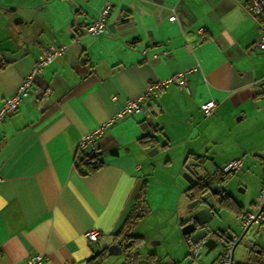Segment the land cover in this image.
I'll list each match as a JSON object with an SVG mask.
<instances>
[{
    "label": "crops",
    "instance_id": "crops-1",
    "mask_svg": "<svg viewBox=\"0 0 264 264\" xmlns=\"http://www.w3.org/2000/svg\"><path fill=\"white\" fill-rule=\"evenodd\" d=\"M107 2L104 33H85ZM258 37L236 0H0V105L41 48L66 46L0 121V264L33 254L41 264H88L109 256L111 244L123 251V221L141 190L148 205L153 146L177 171L187 158L209 161L225 181L231 174L221 165L241 158L242 192L257 189L264 157V47L252 46ZM185 70L184 86L170 83L142 111L114 118L148 83ZM208 100L216 106L204 116ZM105 123L90 171L78 163L77 144ZM136 224L128 234L139 237L137 250L145 242ZM90 229L99 231L96 241L85 237ZM136 259L151 262L149 254Z\"/></svg>",
    "mask_w": 264,
    "mask_h": 264
},
{
    "label": "rangeland",
    "instance_id": "rangeland-1",
    "mask_svg": "<svg viewBox=\"0 0 264 264\" xmlns=\"http://www.w3.org/2000/svg\"><path fill=\"white\" fill-rule=\"evenodd\" d=\"M152 133V132H151ZM150 133V134H151ZM152 157L156 158L157 165L152 175H148L149 193L147 198L148 209L146 214L139 220L133 228L134 233L142 234L145 243L137 248L138 255L153 253L156 259H171L175 264H210L217 257L222 249L220 242L217 243L207 254L205 250L199 259H193L189 255V248L186 239L182 237L178 217L187 215V206L191 203L189 189L192 183L188 181L183 173V169L177 171L179 166H167L164 164L165 156L157 153V147L153 146L147 150H155ZM190 160V159H189ZM188 163V162H186ZM240 173L236 172L228 176L222 183V187L229 192L234 200L242 204L241 209L245 211H254V204L257 202L258 191L252 185L242 192ZM224 185V186H223ZM253 202V203H252ZM240 209L220 205L216 202L213 208V216L208 222L209 228L214 232H233L238 237L243 231L240 216ZM216 233L214 234L217 238ZM157 242V243H155ZM264 249V228H259L256 224H251L243 237L240 239L234 249L233 264H256L254 258H250L251 250ZM131 262V264H145V258L141 261ZM157 264H159V261ZM127 261V262H126ZM123 253L109 255L103 258L101 264H128Z\"/></svg>",
    "mask_w": 264,
    "mask_h": 264
},
{
    "label": "built area",
    "instance_id": "built-area-1",
    "mask_svg": "<svg viewBox=\"0 0 264 264\" xmlns=\"http://www.w3.org/2000/svg\"><path fill=\"white\" fill-rule=\"evenodd\" d=\"M243 5L249 16L257 23L259 29V37L252 44L264 47V0H236ZM111 5L109 2L105 3L98 17L91 23H88L83 30L85 33L91 35H100L105 31L106 18L109 14ZM175 17L171 15L169 20H174ZM66 46L61 45H49L39 50L35 57L27 75H25L16 89L12 93L6 95L3 98L0 105V121L15 113L19 107V103L22 99L28 95L30 89L34 84L35 75L40 73L42 68L51 62L54 58L61 55L65 51ZM190 70L180 71L171 75L170 77L154 82L148 83L145 90L137 97L130 99L126 104L116 113L114 118H122L126 114H133L143 110V102L147 97L156 98L159 92L170 83H174L178 86L185 85V74ZM216 106L214 100H208L203 103L200 110L204 116L210 115ZM106 123L96 127L95 129L82 135L78 141L77 148L80 152L81 162L87 164L96 158L98 151L99 138L105 131ZM242 164L241 158H232L225 161L221 165L222 173H236L240 171ZM261 186L258 191L257 202L254 204V211H246L242 216L241 225L243 229H246L251 224H256L259 228H264V157L261 161ZM205 231V235L198 239L196 242L188 241L189 255L193 259H198L205 250V242L208 238L215 237V233L209 228L208 224L201 225ZM85 237L89 241H96L100 235L97 230H88L84 233ZM217 243L220 242L222 249L220 253L210 264H233L234 256L233 251L238 242V236L233 232H226V235L216 233ZM42 256L39 254L30 255L19 264H41ZM256 264H264V249H260L256 255Z\"/></svg>",
    "mask_w": 264,
    "mask_h": 264
},
{
    "label": "water",
    "instance_id": "water-1",
    "mask_svg": "<svg viewBox=\"0 0 264 264\" xmlns=\"http://www.w3.org/2000/svg\"><path fill=\"white\" fill-rule=\"evenodd\" d=\"M150 135H154V133H151ZM186 162L184 164L185 171L183 173V176L188 181L203 180L206 185L205 191L198 197L193 199L187 206V211L190 213L187 220H190V222L183 225L179 224L181 225V234L188 235V240L196 242L198 239L202 238L205 235L204 230L198 231L199 225L206 224L211 220L213 216V208L217 202L218 195L223 191H227L224 189V187H222V183L225 181V179L222 176L220 177V175L218 176V174L214 170L211 171L209 169V161L201 163V161L197 160H187ZM192 166L197 167L199 170L197 172H194ZM182 219L183 216H180L179 220ZM246 231L247 229H244L242 231L239 236V241ZM215 245V240L213 238H209L205 242V254H207ZM107 252L109 255H117L122 252V248L119 244L114 243L109 245V247L107 248Z\"/></svg>",
    "mask_w": 264,
    "mask_h": 264
},
{
    "label": "trees",
    "instance_id": "trees-1",
    "mask_svg": "<svg viewBox=\"0 0 264 264\" xmlns=\"http://www.w3.org/2000/svg\"><path fill=\"white\" fill-rule=\"evenodd\" d=\"M98 157L97 156L95 159L87 163L86 165L81 162V158L79 159L78 163L83 164L89 168V170H93L98 166ZM188 159V158H187ZM186 159V161H187ZM205 182L203 180L201 181H196L192 184V188L189 189V198H195L198 197L200 194H202L205 191ZM217 202L218 204L225 205L228 207H233V208H239L240 214L243 213V210L241 209V205H239L229 194V192H221L218 197H217ZM147 212V206L145 204V197H144V190H141L139 195L137 196L135 200V206L131 208V210L128 212L127 216L125 217L123 221V226H122V232L125 233L121 236L119 242L124 244V249L122 252H124L125 256L127 259H129L130 262H134L138 253L136 248H134L135 244L138 243L139 237L137 236H131L128 234L129 230L131 227H133L134 224L137 223L138 220H140ZM221 235H226V232H218ZM99 257L98 259L95 260L96 257ZM96 257H92L89 260H87L88 264H100V256L97 255ZM153 254H149V258L151 262L149 264H157V260L152 259ZM254 257V260L256 258L255 251L251 250L250 253V258ZM94 260L93 262H91Z\"/></svg>",
    "mask_w": 264,
    "mask_h": 264
},
{
    "label": "flooded vegetation",
    "instance_id": "flooded-vegetation-1",
    "mask_svg": "<svg viewBox=\"0 0 264 264\" xmlns=\"http://www.w3.org/2000/svg\"><path fill=\"white\" fill-rule=\"evenodd\" d=\"M217 174H218V173H217ZM218 176H219V174H218ZM222 177H223V176H222ZM196 181H197V180H196ZM195 198H196V197H195ZM195 198L190 199V201H192V200L195 199ZM189 215H190V213L187 214V215H186V214L183 215V219L180 220V223H179V224L183 225V224L189 223L190 220H187L188 217H189ZM181 225H179V226H181ZM201 230H203V228H202L201 225H199L198 231H201ZM182 237H183L184 239H186V242L189 241V240H188V235H182ZM151 254H152V253H151ZM152 259H153V258H152ZM158 260H160V259H157V261H158ZM148 261H150V260L148 259ZM159 264H175V262L172 261L171 259H161V260L159 261Z\"/></svg>",
    "mask_w": 264,
    "mask_h": 264
},
{
    "label": "bare ground",
    "instance_id": "bare-ground-1",
    "mask_svg": "<svg viewBox=\"0 0 264 264\" xmlns=\"http://www.w3.org/2000/svg\"><path fill=\"white\" fill-rule=\"evenodd\" d=\"M99 126H100V125H99ZM83 135H84V134H83ZM98 151H99V143H98ZM97 156H99V153H97ZM97 156H96V157H97ZM220 170H221V169H220ZM221 173H222V172H221ZM223 174H225V175H229V174H234V173H223ZM245 212H246V211H245ZM245 212H244V213H245ZM244 213H243V215H244ZM243 215H242V216H243ZM207 224H208V223H207ZM248 228H249V227H247L246 229H248ZM90 230H91V229H90ZM93 230H95V229H93ZM243 230H244V229H243ZM213 232H214V231H213ZM214 233H216V232H214ZM217 233H218V232H217ZM211 238H213V239L215 240L216 245H217V241H216V239H215L214 237H211ZM208 239H209V238H208ZM238 242H239V238H238ZM238 242H237V244H238ZM237 244H236V245H237ZM235 247H236V246H235ZM234 249H235V248H234ZM205 250H206V246H205ZM252 251H255V250H252ZM204 252H205V251H204ZM258 252H259V250H256V251H255V254L257 255ZM233 256H234V251H233ZM251 258H252V257H251ZM253 258H254V257H253ZM198 259H199V258H198ZM254 261H255V263H256V258H255ZM211 262H212V261H211Z\"/></svg>",
    "mask_w": 264,
    "mask_h": 264
}]
</instances>
